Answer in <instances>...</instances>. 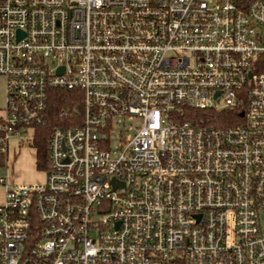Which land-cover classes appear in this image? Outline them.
Returning a JSON list of instances; mask_svg holds the SVG:
<instances>
[{"label":"built area","instance_id":"2783aa9c","mask_svg":"<svg viewBox=\"0 0 264 264\" xmlns=\"http://www.w3.org/2000/svg\"><path fill=\"white\" fill-rule=\"evenodd\" d=\"M238 1L0 0V151L82 94L45 180L0 176V264H264V0Z\"/></svg>","mask_w":264,"mask_h":264},{"label":"trees","instance_id":"16d2710c","mask_svg":"<svg viewBox=\"0 0 264 264\" xmlns=\"http://www.w3.org/2000/svg\"><path fill=\"white\" fill-rule=\"evenodd\" d=\"M249 0H239V5H244ZM64 111L65 115H60ZM82 94L76 90L50 89L48 109L45 121L35 129L31 146L35 149L36 168L47 170L49 167L47 146L51 131L57 126L74 125L81 119ZM239 111L224 110H195L190 109L186 113L184 120H191L198 125H227L235 122ZM78 115L75 120L72 118ZM7 153L0 151V168L6 164Z\"/></svg>","mask_w":264,"mask_h":264},{"label":"rangeland","instance_id":"374dc122","mask_svg":"<svg viewBox=\"0 0 264 264\" xmlns=\"http://www.w3.org/2000/svg\"><path fill=\"white\" fill-rule=\"evenodd\" d=\"M2 78L4 80V77ZM140 124L141 120L136 117H125L119 122L120 127H117V132L121 130L123 136L129 139L132 136L134 126H139ZM31 143L32 138L25 134L10 138L6 165L0 168L1 177H7L13 183L23 184L37 183L45 180L46 172L36 168L35 149L31 146ZM116 144L117 140L114 138L112 140V147H115ZM2 196L3 186L0 185V198Z\"/></svg>","mask_w":264,"mask_h":264},{"label":"crops","instance_id":"0c3cea01","mask_svg":"<svg viewBox=\"0 0 264 264\" xmlns=\"http://www.w3.org/2000/svg\"><path fill=\"white\" fill-rule=\"evenodd\" d=\"M3 76L0 75V124L3 120V116H4V108H5V102H6V95H5V79L3 80L2 78ZM4 105V108L2 109V106ZM4 193H5V189L3 187V196L0 198V201L2 200V202L0 204L3 203L4 201Z\"/></svg>","mask_w":264,"mask_h":264},{"label":"water","instance_id":"95a60500","mask_svg":"<svg viewBox=\"0 0 264 264\" xmlns=\"http://www.w3.org/2000/svg\"><path fill=\"white\" fill-rule=\"evenodd\" d=\"M63 70H61V72H62Z\"/></svg>","mask_w":264,"mask_h":264}]
</instances>
